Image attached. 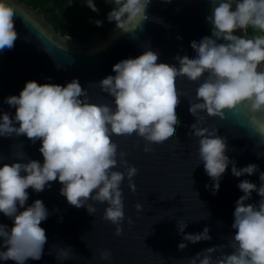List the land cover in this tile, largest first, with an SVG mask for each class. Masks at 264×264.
<instances>
[{"label":"clouds","instance_id":"obj_1","mask_svg":"<svg viewBox=\"0 0 264 264\" xmlns=\"http://www.w3.org/2000/svg\"><path fill=\"white\" fill-rule=\"evenodd\" d=\"M148 3L115 0L116 6L109 9L105 19L114 22L116 28H134L147 19ZM84 4L99 12L95 0H84ZM15 12L14 0H0V50L14 45ZM90 19L98 26L104 22ZM206 20L212 25L211 35L192 43L195 56L178 54V64L159 61L158 53L151 48L114 63V74L90 84L106 93L111 98L109 103L92 101L88 88L75 77L63 85L27 80L18 95L4 97L15 112H0V136L24 134L33 142L39 139L43 159L25 160V154L17 148L10 163L0 164V212L12 220L11 226L0 223V261L12 259L24 264L27 258L39 259L42 254L47 236L40 222L49 211L39 198L26 205L29 186L39 192L57 180L66 200L76 207L84 206L89 214L96 211L90 200L105 203L102 217L115 226L117 236L124 233L125 219L129 226L135 224L133 217L126 216L120 185L126 177L132 192H138L134 178L140 169L128 161L123 149L118 150L112 137L135 133L145 141L146 153L176 138L180 124L177 109L183 97L177 81L186 77L197 82L196 98L189 100V112L196 119L189 125L188 134L196 138L197 164L203 163L211 178V185L206 187L215 194L229 164L234 176L258 172L260 181L259 185L247 178L238 181L243 194L235 201L231 224L235 232L226 244L200 250L187 259V264H264V170L256 163L238 167L226 154L227 137L203 119L224 118L226 109L235 114L243 104L249 119L264 134V67H260L264 62V34H245L249 25L264 33V0H210ZM235 29H242L244 34H235ZM260 142L264 143V135ZM253 191L259 200L248 202ZM137 209L143 211V202H137ZM187 221L177 219V232L183 237L178 248L211 239L207 225L199 232H185ZM53 247L57 259L71 258L70 246ZM225 247L232 251H219ZM111 256L110 249L99 250L100 259L109 260Z\"/></svg>","mask_w":264,"mask_h":264},{"label":"water","instance_id":"obj_2","mask_svg":"<svg viewBox=\"0 0 264 264\" xmlns=\"http://www.w3.org/2000/svg\"><path fill=\"white\" fill-rule=\"evenodd\" d=\"M14 4L18 10L13 16L17 37L11 48L0 50V112L10 114L15 108L5 103L4 97L18 95L27 80L63 85L75 77L82 87L88 88L92 101L109 103L111 98L90 84L114 74V63L151 48L158 53L159 61L178 64L175 59L178 54L195 56L192 43L211 35L212 25L206 20L210 0H149L145 9L147 19L140 20L134 28L131 25L116 28L113 23L104 37L93 34L87 42L56 32L37 9L19 0H14ZM234 32L244 34L242 29ZM180 36L183 39H179ZM177 87L183 97L177 109L180 124L176 138L146 153L145 141L135 133L112 137L118 150L123 149L128 161L140 169L134 178L138 192H132L126 177L120 185L125 196L126 216L133 217L135 224L129 226L125 219L124 233L117 236L115 226L102 217L105 203L90 200L96 211L89 214L84 206L76 207L66 200L59 192L61 183L57 180L50 181L51 187L39 192L29 186L26 205L42 199L49 215L40 222L47 236L40 258L29 257L24 264H187V259L200 250L227 243L235 232L231 227L235 201L243 194L237 183L247 178L259 185L258 172L236 177L229 164L218 191L213 194L211 188L206 187L211 185V178L203 163L197 164L196 138L188 134L189 125L196 119L189 112V100L196 98L197 82L182 77ZM238 107L235 114L226 109L224 118L204 116V122L227 137L226 154L235 159L238 167L256 163L264 170V156L257 155V152L264 153V143L260 142L264 134L249 119L244 105ZM39 146V139L33 142L24 134L0 136V164L10 163L17 148L25 154V160L42 161ZM116 167L119 168V164ZM258 200V194L253 191L248 202ZM137 202H143L142 212L138 211ZM177 219L188 220L185 232H199L207 225L211 239L188 242L185 248H178L183 237L177 232ZM0 223L11 226L12 220L0 212ZM54 245L70 246L71 258L57 259ZM105 248L112 252L109 260L99 258V250ZM219 251L231 252L232 249L225 247ZM0 264L17 262L8 259Z\"/></svg>","mask_w":264,"mask_h":264},{"label":"trees","instance_id":"obj_3","mask_svg":"<svg viewBox=\"0 0 264 264\" xmlns=\"http://www.w3.org/2000/svg\"><path fill=\"white\" fill-rule=\"evenodd\" d=\"M20 2L37 9L39 13L52 25L53 29L61 35L68 36L79 42H87L93 34L104 37L111 25L105 19L110 8L115 7V0H95L99 12H94L84 4V0H19ZM90 18H99L104 22L96 25ZM248 36L264 34L251 25L245 30ZM264 67V62H261Z\"/></svg>","mask_w":264,"mask_h":264},{"label":"flooded vegetation","instance_id":"obj_4","mask_svg":"<svg viewBox=\"0 0 264 264\" xmlns=\"http://www.w3.org/2000/svg\"><path fill=\"white\" fill-rule=\"evenodd\" d=\"M42 14V13H41ZM45 18V17H44ZM112 26V25H111Z\"/></svg>","mask_w":264,"mask_h":264}]
</instances>
